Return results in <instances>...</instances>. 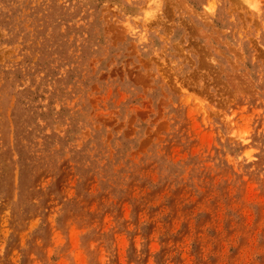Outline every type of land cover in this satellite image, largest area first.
Listing matches in <instances>:
<instances>
[{"label": "rangeland", "instance_id": "1", "mask_svg": "<svg viewBox=\"0 0 264 264\" xmlns=\"http://www.w3.org/2000/svg\"><path fill=\"white\" fill-rule=\"evenodd\" d=\"M0 264H264V0H0Z\"/></svg>", "mask_w": 264, "mask_h": 264}, {"label": "bare ground", "instance_id": "2", "mask_svg": "<svg viewBox=\"0 0 264 264\" xmlns=\"http://www.w3.org/2000/svg\"><path fill=\"white\" fill-rule=\"evenodd\" d=\"M146 21H148V20H146Z\"/></svg>", "mask_w": 264, "mask_h": 264}]
</instances>
